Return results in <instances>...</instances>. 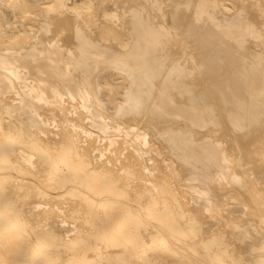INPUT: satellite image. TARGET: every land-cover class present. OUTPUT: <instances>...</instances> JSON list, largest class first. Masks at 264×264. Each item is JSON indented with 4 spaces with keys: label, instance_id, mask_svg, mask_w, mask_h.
<instances>
[{
    "label": "bare ground",
    "instance_id": "obj_1",
    "mask_svg": "<svg viewBox=\"0 0 264 264\" xmlns=\"http://www.w3.org/2000/svg\"><path fill=\"white\" fill-rule=\"evenodd\" d=\"M0 264H264V0H0Z\"/></svg>",
    "mask_w": 264,
    "mask_h": 264
}]
</instances>
